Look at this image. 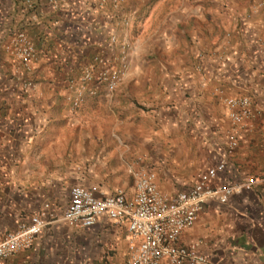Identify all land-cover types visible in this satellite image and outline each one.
Returning <instances> with one entry per match:
<instances>
[{"label":"crops","instance_id":"obj_1","mask_svg":"<svg viewBox=\"0 0 264 264\" xmlns=\"http://www.w3.org/2000/svg\"><path fill=\"white\" fill-rule=\"evenodd\" d=\"M32 1L28 9L0 0V241L34 216L46 226L0 264H127L126 223L64 222L70 188L131 197L129 170L142 168L175 197L221 160L227 166L215 183H255L226 205L206 204L179 244L212 264H264V0L167 10L154 0H126L120 10L111 0ZM17 31L37 50L30 73L6 49ZM122 43L129 50L120 86L81 89L84 67L97 55L115 65ZM237 97L250 99L254 117L236 126L238 146L229 151L225 99Z\"/></svg>","mask_w":264,"mask_h":264},{"label":"built area","instance_id":"obj_2","mask_svg":"<svg viewBox=\"0 0 264 264\" xmlns=\"http://www.w3.org/2000/svg\"><path fill=\"white\" fill-rule=\"evenodd\" d=\"M28 9H33L32 0H23ZM55 4L57 0H49ZM259 6L264 11V1ZM35 20V17H33ZM117 38L111 37V43ZM7 51L28 73L33 70L37 50L29 36L17 31L10 36ZM129 45L122 43L115 65H110L100 56H94L92 62L84 67L79 79L80 88L88 85H102L109 93L120 86L128 68ZM28 87H33L29 81ZM79 94L74 101L77 106L82 102ZM232 131L228 134V149L233 151L238 146L236 126H244L254 117L250 99L247 97L226 98ZM227 166L221 160L216 166L202 173L197 182L175 197L162 194L155 183L154 172L141 169L134 173V194L127 197L122 191L113 195L98 193L96 187L70 188L68 203L63 211L64 222L74 228H90L105 217L116 224L126 223L130 236L127 264H212L206 256L194 247L179 244L182 233L193 226L198 214L211 201L226 205L230 198L250 191L255 183L249 179L230 184L215 183L217 176ZM46 223L34 216L28 222L20 223L16 229L7 233L0 241V259L7 260L16 253L31 247L34 239L45 228Z\"/></svg>","mask_w":264,"mask_h":264},{"label":"rangeland","instance_id":"obj_3","mask_svg":"<svg viewBox=\"0 0 264 264\" xmlns=\"http://www.w3.org/2000/svg\"><path fill=\"white\" fill-rule=\"evenodd\" d=\"M147 1L148 0H146V2ZM126 2H128V1H126V0H111V5H112V8L120 10V8L123 5H125ZM131 2H133L136 5L140 1L132 0ZM185 2H189L192 6H196V5H200L202 0H154V3H152V4H153L154 7H157V8H159L161 10L163 8L164 9H166V8L168 9V7L169 8H175V6L179 7L180 5L184 4ZM141 169L142 168L137 169L135 171L131 170V169L129 170V174L132 177V179L135 180L134 173L136 171H138V170H141Z\"/></svg>","mask_w":264,"mask_h":264}]
</instances>
